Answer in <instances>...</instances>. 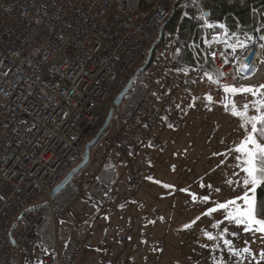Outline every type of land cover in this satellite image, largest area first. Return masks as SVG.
Segmentation results:
<instances>
[{
  "label": "built area",
  "instance_id": "2783aa9c",
  "mask_svg": "<svg viewBox=\"0 0 264 264\" xmlns=\"http://www.w3.org/2000/svg\"><path fill=\"white\" fill-rule=\"evenodd\" d=\"M173 2L159 0L121 16L113 0H0V264L15 262L10 237L30 264H78L87 250L94 253L92 264H147L163 247L147 230L135 233V219L128 215L97 239L95 228L87 229L86 238L74 237L78 220L71 209L82 197L120 211L110 201L112 189L89 167L84 187L72 181L54 198L50 193L80 162L105 104L144 64ZM200 3L179 0L182 15L203 19L201 36L188 45L193 68L176 65L173 35L157 43L144 72V92L108 149L113 167L146 152L119 197L128 205L138 206L134 192L154 178L152 153L162 151L160 132L184 128L177 106L204 82L206 66L224 73L213 77L217 83L211 80L215 90L256 87L264 79V31L208 20L206 11H195ZM244 34L253 40L233 59L227 45L237 36L244 40ZM245 65L252 70L245 72Z\"/></svg>",
  "mask_w": 264,
  "mask_h": 264
},
{
  "label": "crops",
  "instance_id": "0c3cea01",
  "mask_svg": "<svg viewBox=\"0 0 264 264\" xmlns=\"http://www.w3.org/2000/svg\"><path fill=\"white\" fill-rule=\"evenodd\" d=\"M260 92H264V88H261ZM256 96L260 97L259 94ZM180 131L181 130L170 134L166 133V136H168L167 139H164V134L160 133L162 151L152 153L157 160V164L154 167V180L144 179L138 188V196L140 194L142 201L145 202L144 204L140 201V208H143L142 212L147 210L145 212L147 215L154 216V220L151 222L149 229L152 230L155 237L161 238L164 241V246L158 251L159 253L149 259L147 264H219L221 259L225 261V264H237L238 261L239 264H251L249 260L244 259V256H248L247 253H244L241 257H229L225 252L223 256H221L219 252L212 253L209 248L202 247L204 244L212 245L217 243L216 241H208L203 232L207 231L215 235L219 229H213L211 225L215 223L217 219H222V217L219 211L213 213L211 216H201V213L210 207H214L215 203H223L233 199L237 195H243L240 187H235L233 189V187L225 183L226 179H237L232 173L234 171H239L236 167L239 161H237L235 157L240 155V153L234 151L237 154L233 158H230V154H226V156L221 157L220 161L212 155L207 154L200 155L199 157L195 155L188 156L184 159V173L173 178L172 173L176 171L170 161L171 159L176 160L177 158L175 152L170 158L168 144H178L176 141H171L173 137H178L177 133ZM229 140L233 141L232 139ZM226 141L227 138H224L220 142ZM237 141H241V138L236 139V143L233 144L235 148L240 144V142L238 143ZM165 147L167 152L165 149L163 150ZM145 154L146 152L142 151L135 159H128L125 161L124 165L117 168L113 167V169H118L113 173V175L117 177L116 183L112 187L113 189L111 188L113 192L115 190L114 188L117 187L120 189L122 187L123 184L120 186V180L124 182V175L128 173L132 175L136 169L142 167L141 162ZM180 161L181 160H179V162ZM196 165L197 170L195 171L193 166ZM184 174H190L191 180H184ZM199 182L202 184H199ZM164 185H169L170 187L165 188ZM209 185L211 188L207 187ZM216 188H219L220 191L216 192ZM180 189H186L188 193H196L198 199L193 202L191 196L186 192L180 191ZM208 193H211L212 201L215 203H206L199 200L200 195ZM83 204H74L71 211L72 214L80 220L79 227L73 232L74 237L77 239L86 238V222L89 223L92 221L96 223V226L100 225L101 227L104 221H110L111 219V221H113L112 224H114L122 217L117 214L123 209L126 210L125 205L118 204L120 212L110 210L109 214L98 215L95 211L89 212L87 206ZM197 216H201V219L197 221L191 229L183 228V225L190 223ZM142 222L147 223L146 220H142ZM225 226L229 227L230 231H239L234 225L229 226L226 221L221 227ZM98 228L99 227L96 229L97 233L94 237L96 239L99 238ZM144 229H147V227H144ZM105 230L103 229L100 234L102 235ZM258 233L259 232L241 231L240 235L234 239V244L238 248L249 247L245 246L244 241L247 240L248 243H250ZM259 235L262 236L263 233H259ZM218 243L222 246L223 242L221 240L218 241ZM252 251L255 253V250ZM89 256H94V253L92 255L91 252H87L85 258L83 260L81 259L79 264H89ZM14 260L16 262V259ZM92 263L93 261L91 264Z\"/></svg>",
  "mask_w": 264,
  "mask_h": 264
},
{
  "label": "rangeland",
  "instance_id": "374dc122",
  "mask_svg": "<svg viewBox=\"0 0 264 264\" xmlns=\"http://www.w3.org/2000/svg\"><path fill=\"white\" fill-rule=\"evenodd\" d=\"M143 78H144L143 75L140 76L141 83H143ZM203 81H204L203 83H200L197 86H195L191 94L183 95L181 98V101L179 102L178 109L181 112H183L185 115L184 117L185 126L184 128L181 129L180 132L177 133L178 137H173L171 141V142L176 141L178 142V144H171V143L168 144V153H169L170 158L174 154V152L176 153V158H177L176 160L171 159L170 161V163L172 164V166L175 168V171H176L172 173L173 178H176L178 175L184 173L183 171V165L185 162L184 159L187 158L188 156L195 155L196 157H199L200 155L202 156L204 154H207V155H212L218 161H220L221 157L226 156V154L228 155L230 154V158H233L237 154L236 152H234L236 148L235 146H233V144L236 143L237 138H241V141H242L246 135V131L244 128L240 127L242 120L239 117H235L231 114L232 104L235 103L237 109L242 111L243 105L247 103L249 105L247 114L251 116L255 114V111L252 107V102H255L261 99V97L253 96L249 93H237L235 95H232L230 93H225L224 90H215L211 83V80H209L207 76H205V79ZM259 83H258L259 86L264 84V79ZM252 85L255 86L254 84ZM259 86H256V87L258 88ZM133 88L134 87L132 86L130 92L133 90ZM209 95L212 96L211 103L207 99V96ZM127 96L123 100L122 105L119 108L115 109L113 118L109 126L107 127L106 131L104 132L103 136L99 139L97 144L90 151L89 163L87 167L91 168L92 170L91 172L97 176V179L99 177L101 170H103L104 168L106 169V167H110V168L113 167L110 159H106L107 152H108V149L110 148V145L114 137L116 136L119 130L120 122L123 119L121 117V113H122L123 107L125 106L127 102L126 100ZM190 104H194V107H189ZM225 104L228 105V109H229L228 111L225 110ZM159 131L161 130H158L157 132ZM160 133L164 134L163 136L164 139L168 138V136H166L167 135L166 133L168 132L163 131ZM224 138H227V141L220 142ZM229 139H232L233 141H230ZM241 141H237V142L239 143ZM164 149L166 151V147L163 148V150ZM214 153H220L223 155H214ZM179 160L181 161L179 162ZM114 168H117V167H114ZM193 169L196 171L197 165L193 166ZM84 170L81 173H79L77 176H75L73 180L74 184L77 187H84L83 186L84 183L88 179H90V178L86 179V172ZM112 170L114 173L118 169H112ZM130 176L131 175L129 173L124 175V182L120 180V186L123 184L122 187L120 189L117 187L114 188L115 190L113 194H111L110 196L111 198L110 201H112V203H116L119 205L123 204L126 206V210L123 209L121 210V212L119 211L120 213H118L117 215L118 216L120 215L121 216H127V215L133 216L135 219V223L137 224V226H135L136 227L135 233H138L139 230L144 229V227H147V229H144V230H147V232H150L151 235H153L152 230L149 229L151 223H148V222H152L154 220V216L147 215L145 213L147 210L142 212L143 208H140V201L144 204L145 202L142 201L140 194L138 196L139 191L136 190L134 192L135 198L137 199V202L139 203L138 206H133V205H128L127 203H123L122 200H120L119 198L120 196L124 194L123 186H125V182ZM183 176L185 178L184 180H191L190 174H184ZM114 178H115L114 184H113V180L111 177L107 178L108 183L106 185H108L110 188H112L116 183L117 177L115 175H114ZM199 184H202V183L199 182ZM77 203L79 204L84 203L87 206V210L89 212L95 211L97 212L98 215L109 214V211H110V209L107 208L108 207L107 205H98L84 197H82V200H80ZM77 220H78V225L76 226V228L79 227V224H80V220L78 218ZM142 220L143 221L146 220L147 223L145 224H147V226L141 223ZM110 221L109 220L104 221L101 227L98 224H97L98 226H96V223H93L92 221H90L89 223L86 222L85 224L86 231L89 228H95L96 230L97 227H99L98 229H99V237H100L101 236L100 233H102L103 229L105 230L110 225H113L112 224L113 221L111 222ZM18 223H19V216L14 220V225L16 226L14 227L12 235L15 234V232L17 231ZM260 237L261 236L259 235V233L256 234L255 238L251 240L250 243L245 245V246H249L250 249L255 250V253L257 254L255 259H252L249 256H244V259L249 260L251 264H264V260H261L259 256V253L261 252V250H264V239H260ZM155 238H158V237H155ZM158 239H161V238H158ZM161 240L163 241V239ZM163 246H164V241H163ZM12 251H13V258L16 259L15 263L30 264L25 260V258L22 255H20L17 252L16 247H12ZM87 252H91L93 255V252L91 250H87L82 254V257H81L82 260L85 258V254ZM158 253L159 252L152 255L150 259L156 256ZM93 259H94V256H89L88 263L91 264L92 261L94 262Z\"/></svg>",
  "mask_w": 264,
  "mask_h": 264
},
{
  "label": "snow or ice",
  "instance_id": "6c2138e0",
  "mask_svg": "<svg viewBox=\"0 0 264 264\" xmlns=\"http://www.w3.org/2000/svg\"><path fill=\"white\" fill-rule=\"evenodd\" d=\"M208 26L213 27L212 25ZM219 27L223 28L224 26L219 25ZM225 35H227V32H225ZM232 36H236V33L233 32ZM252 40L253 37L248 36L247 34H244V40H241L237 36L234 44L227 45V47L231 49L230 55L232 58H235V54H237L238 49L247 51L248 45L251 44ZM260 40L264 41V36H261ZM259 47L264 49V44H260ZM211 55L214 60L216 53L213 52ZM220 55L224 58V64H230L229 56H226L224 52H221ZM262 63H264V61H262ZM243 70L245 72H249L252 69L245 65L243 66ZM204 75L207 76L209 80H212L213 83L218 82V79L214 80L211 74L205 72ZM223 75V72L217 70L218 78ZM261 88H264V84L260 85L258 88L253 86L240 88L228 85L224 86L225 93H230L232 95L237 93H249L253 96L259 94L261 99L252 102L255 114L251 116L247 114L249 107L247 103L243 105L242 111L237 109L235 103L232 104L231 108V114L242 120L240 127L245 129L246 135L240 142V145L235 149L237 153H240V155L235 157V159L239 161L236 166L239 171H234L232 173V175L237 177V179H226L225 183H227L230 187H233V189L235 187H240L243 195H237L233 199L227 200L223 203H215L212 201L211 193L199 196V200L203 202L215 203L214 207H210L206 211L202 212L201 216H211L213 213H217L219 211L222 217V219H217L216 222L211 225L213 229H219L215 235L211 232H203L208 241H216L217 243L212 245L204 244L202 247L209 248L212 253L219 252L221 256H223L225 252L229 255V257H241L244 253H247L249 257L255 259L256 253H254L250 247L238 248L234 244V239L240 235L241 231L264 233V198L258 199L256 195L257 188L264 186V92H260ZM207 99L210 103L212 102L211 95L207 96ZM177 107H179V105ZM189 107H194V104H190ZM225 110H229L227 104H225ZM171 126L172 125H169V127ZM214 155L223 154L214 153ZM164 187L168 188L170 186L164 185ZM207 187L211 188L210 185ZM180 191L186 192L189 196H191L193 202L198 199L196 193H188L186 189H180ZM215 191L219 192L220 189L216 188ZM201 216H197L190 223L183 225V228L191 229L192 226L201 219ZM225 221L229 226L234 225L237 229H239V231H230L227 226L221 227ZM260 239H264V235H262ZM221 240L223 242L222 246L218 243V241ZM244 244L247 245L248 241L245 240ZM259 256L261 260H264V250H261ZM219 264H225V261L221 259ZM237 264H239V261Z\"/></svg>",
  "mask_w": 264,
  "mask_h": 264
},
{
  "label": "trees",
  "instance_id": "16d2710c",
  "mask_svg": "<svg viewBox=\"0 0 264 264\" xmlns=\"http://www.w3.org/2000/svg\"><path fill=\"white\" fill-rule=\"evenodd\" d=\"M113 1L116 3L120 14L126 15L141 8L148 9L159 0ZM195 11L197 13L206 11L208 13V20L224 22L229 26V28L240 25L242 28L248 30H254L258 27L261 31H264V0H201V3L195 8ZM202 23V18H193L192 15H182L179 8V0H174V4H171L169 14L164 24L158 30L155 41L157 40L159 34L161 36L158 43L163 42L173 35L174 44L177 49L176 54L174 55L176 65L182 69L193 68V60L188 45L191 40L197 39L201 36L202 29L200 26ZM153 43L148 47L149 49ZM148 51L149 50L147 49L145 58ZM204 72L211 74L213 77L217 75V72L214 71L210 65L205 67ZM142 75L144 76V73L136 77L133 84L134 88L127 96V102L121 113V117L123 119L127 118L131 114L144 92V85L140 82V76ZM112 100L108 101L104 106L101 125L106 117L108 109L111 106ZM101 125L93 132L91 138L96 134ZM112 169L113 167H106V169L104 168L101 170L98 179L104 185L108 183V177L112 178L114 184L115 178ZM256 195L258 199L264 198V186L257 188Z\"/></svg>",
  "mask_w": 264,
  "mask_h": 264
},
{
  "label": "water",
  "instance_id": "95a60500",
  "mask_svg": "<svg viewBox=\"0 0 264 264\" xmlns=\"http://www.w3.org/2000/svg\"><path fill=\"white\" fill-rule=\"evenodd\" d=\"M160 36L161 35L159 34L157 40L155 41L153 46L149 49L144 64L136 70L134 75L128 79L126 85L122 88V90L119 91L114 96V98L111 102V107L108 109L106 117L104 118L101 127L96 132V134L84 146L82 156H81L82 159L80 160L78 165L75 168H73L72 170H70L65 175V177L52 189V191L50 193V198H54L55 196H57L66 186H68L73 181L75 176H77L79 173H81L87 167V165L89 163V157H90L91 149L97 144V142L99 141V139L101 138L103 133L106 131L107 127L109 126V124L113 118V114H114L115 109L119 108L122 105V102L125 99V97L129 94V92H130V90H131V88L135 82L136 77H138L139 75L144 73V71L148 67L152 51L154 49V46H156V44L159 42ZM22 215L23 214H21L19 216V219L22 217ZM9 243L12 247H15V243L11 237L9 238ZM14 264H16V263L14 262Z\"/></svg>",
  "mask_w": 264,
  "mask_h": 264
},
{
  "label": "bare ground",
  "instance_id": "6f19581e",
  "mask_svg": "<svg viewBox=\"0 0 264 264\" xmlns=\"http://www.w3.org/2000/svg\"><path fill=\"white\" fill-rule=\"evenodd\" d=\"M173 4H174V2H173ZM119 14H120V11H119ZM120 15H121V14H120ZM121 16H122V15H121ZM152 46H153V45H152ZM152 46H151V47H152Z\"/></svg>",
  "mask_w": 264,
  "mask_h": 264
}]
</instances>
